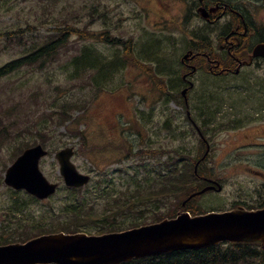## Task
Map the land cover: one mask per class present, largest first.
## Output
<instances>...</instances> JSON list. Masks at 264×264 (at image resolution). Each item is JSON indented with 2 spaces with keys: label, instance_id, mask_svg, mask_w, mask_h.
<instances>
[{
  "label": "rangeland",
  "instance_id": "rangeland-1",
  "mask_svg": "<svg viewBox=\"0 0 264 264\" xmlns=\"http://www.w3.org/2000/svg\"><path fill=\"white\" fill-rule=\"evenodd\" d=\"M243 1L250 19L246 23L264 27V0ZM194 4L195 0H0V68L36 44L59 37L68 27L82 39L70 37L51 61L0 79V244L26 240L39 235L41 228L72 218L65 206L84 198L83 213L93 217L80 219L86 222L77 226L67 225L69 232H77L76 227L98 235L129 228L130 222L149 224L174 212L199 187L191 167L188 173L182 172L185 185L176 195L152 196L167 184L172 165L180 167L181 153L196 156L201 152L197 133L181 125L180 59L187 44L181 29L187 31L196 24ZM84 45L109 63L100 70L112 68L111 76L74 72L69 62ZM256 63L238 77H212L204 72L193 76L190 106L203 112L205 99H212L220 108V117L204 115L212 155L200 170L211 174L222 191L195 197L187 204L189 210L222 211L239 202L256 206L254 192L264 191V180L248 175V169L264 173V161L257 159L256 148L241 147L247 141L238 142L253 129L245 127L248 123L231 129L235 120L229 118L251 119L254 126L257 111L262 109L264 116V60ZM74 103L80 108L59 125L63 108ZM41 143L50 154L41 160L40 170L59 189L51 200L37 202L10 189L4 176L24 146ZM66 147L75 150L71 161L77 170L93 178L73 197L54 158ZM228 153L235 154L234 160ZM118 193L117 201L111 203L110 196ZM253 248H238L234 257L243 254L247 261L234 264H264V254L258 258L249 253Z\"/></svg>",
  "mask_w": 264,
  "mask_h": 264
},
{
  "label": "water",
  "instance_id": "water-1",
  "mask_svg": "<svg viewBox=\"0 0 264 264\" xmlns=\"http://www.w3.org/2000/svg\"><path fill=\"white\" fill-rule=\"evenodd\" d=\"M252 56L264 58V44L255 46ZM73 154V149L67 147L57 152L55 158L65 185L79 188L89 178L72 164ZM46 155L40 145L26 149L8 167L5 184L14 190H25L39 200L54 194L56 185L46 180L38 166ZM208 189L215 188H206L201 193ZM220 190L218 186L217 191ZM221 243L264 246V208L249 211L238 206L229 211L191 216L183 203L175 218L123 232L99 236L56 233L35 237L24 244L0 246V264H125L179 251L203 250Z\"/></svg>",
  "mask_w": 264,
  "mask_h": 264
},
{
  "label": "flooded vegetation",
  "instance_id": "flooded-vegetation-1",
  "mask_svg": "<svg viewBox=\"0 0 264 264\" xmlns=\"http://www.w3.org/2000/svg\"><path fill=\"white\" fill-rule=\"evenodd\" d=\"M201 8L207 12L208 16L206 20H202L201 18L202 16L199 13V9ZM192 9H194L192 12L193 16L198 20L197 25L193 28L190 27L187 31L186 29H181L182 33L186 35V41L188 43L184 44V46L188 47L182 50L185 53H192L188 59L180 61L181 69L184 73L181 76V87L183 90H187L182 99L187 106L181 109V124L187 123L198 131V126H204L209 123L207 117L204 115L211 113L207 111L202 112L199 109L190 107L191 103H189L190 100L187 94L192 93L195 89L192 81L193 75L202 71L209 73L212 77H238L245 68H251L256 65L257 59H254L251 64H247L246 61H249V54H251L254 46L264 42V27L260 26L257 28L252 24L249 26L246 23L250 22V19L244 16L247 12V5L243 0H196ZM218 26H220V29L216 32ZM215 48H218L223 53L221 58L215 55ZM238 67L239 72L237 73L236 70ZM261 110L257 111L256 116L262 113ZM217 117L219 116L217 115ZM229 118L235 120V122H231V125L229 124L231 129L247 123L245 127L253 129L241 136L238 142L247 141L248 144L242 145L241 147L256 148L255 152H258L256 155L257 159L264 161V116L263 120L255 121L254 126L248 120L241 122L233 115ZM259 140L261 142H258ZM208 143L209 153L206 157L207 160L212 155V143L209 140ZM204 148L206 149V146ZM226 156L234 160L235 154L230 156L228 153ZM238 158L239 155H237L236 159ZM248 171V174L254 176V178L264 180V173L262 171H256L254 169H249ZM200 178L202 179V183L204 182L206 184L205 187L213 185L212 179L203 176ZM254 194L256 206L251 207L245 202L240 203L249 208L263 207L264 191L257 190Z\"/></svg>",
  "mask_w": 264,
  "mask_h": 264
},
{
  "label": "trees",
  "instance_id": "trees-1",
  "mask_svg": "<svg viewBox=\"0 0 264 264\" xmlns=\"http://www.w3.org/2000/svg\"><path fill=\"white\" fill-rule=\"evenodd\" d=\"M70 37L79 38L75 34H72L70 27H68L66 31H64L59 37L48 40L40 45L36 44L38 45V47L33 46V48L29 50L26 55L21 56L10 62H7V64L2 66L0 68V79L14 72H17L26 66H35V65L41 66L48 60L51 61L57 55L60 49L66 46L68 39ZM69 63L74 68V72L80 75H85L88 71L89 72L95 71L97 74H101L105 78H108L114 73V72H111L112 68H108V67H105V69L102 72L100 70L101 66L105 64H109V63L106 62L104 59L99 58L97 55H94L92 52H89L86 48V45H84L78 50L77 55H75L70 60ZM94 83H95L97 90L100 91L101 90L100 83H97L96 81ZM205 103L208 104V105L206 104L207 109L205 108L206 109L205 112L206 111L210 112L209 106H210V109H215L216 107H218V105H216L215 101L212 99H207V100L205 99L204 104ZM77 108L79 109L80 107L76 103H74L70 108L68 107L63 108L62 119L59 125L63 124L66 121H69L70 120L69 114L71 113V111H74ZM63 115H66V116L63 117ZM80 137L81 139H83L82 135H79V138ZM41 144L42 146H44V143H41ZM27 147H30V145L24 146V148H27ZM20 150L21 149H19V152ZM184 172H187V173L189 172L188 165H185ZM185 179L186 177L184 179H181V168H178V166L176 167L175 165H172L170 169V175L168 176L167 184L163 186L159 192L154 193L155 195H152V196L154 197L162 196L163 198H170L173 195H176L179 191L182 190V187H181L182 184L185 185ZM68 192L71 194L70 196L73 197V196H76L77 192L80 193L81 190L69 189ZM137 193H138V190H137ZM76 201L79 202V204L74 205L75 203H73V204H67L65 206L66 212L72 213V218L65 217L63 221L57 222V224H52L51 227L41 228L43 229L41 234L55 233L59 231H62L64 233H71L73 231L69 232L70 228H67V225L77 226L81 222H86L87 219H90L93 217L91 215L83 213V210H82L83 204L81 202L86 201L85 198L82 199V201H79V200H76ZM109 214H112V212ZM161 218L162 217H158L152 222L158 221ZM80 219H86V220L81 221ZM135 225H138V224L130 222V226H135ZM74 230L79 231L76 227L74 228ZM240 247L245 248L246 246L235 245L231 248L229 246L224 247L223 245H221L219 247L207 249L204 251L178 252V253H173L171 255H167L164 257L148 258V259H143L140 261H133L130 264H234L235 261L237 260L238 261L244 260V262H246L247 258L243 254L242 255L240 254L238 257L236 255V258L234 257V255L236 254V250ZM249 253L256 254L252 250H250ZM263 254L264 252L262 251L257 252L258 258L259 257L262 258ZM249 259L250 260L254 259V256H249Z\"/></svg>",
  "mask_w": 264,
  "mask_h": 264
},
{
  "label": "bare ground",
  "instance_id": "bare-ground-1",
  "mask_svg": "<svg viewBox=\"0 0 264 264\" xmlns=\"http://www.w3.org/2000/svg\"><path fill=\"white\" fill-rule=\"evenodd\" d=\"M245 16V15H244ZM170 44V43H169ZM197 44V43H196ZM152 51V50H151ZM250 55V54H249ZM243 56V55H242ZM245 59V58H244ZM201 113V112H200ZM204 119V118H203ZM165 122V121H164ZM225 125V124H224ZM146 155V154H145ZM257 192V191H256Z\"/></svg>",
  "mask_w": 264,
  "mask_h": 264
}]
</instances>
